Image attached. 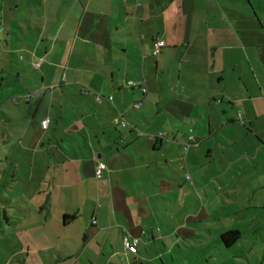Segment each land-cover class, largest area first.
Returning a JSON list of instances; mask_svg holds the SVG:
<instances>
[{
	"label": "crops",
	"instance_id": "obj_1",
	"mask_svg": "<svg viewBox=\"0 0 264 264\" xmlns=\"http://www.w3.org/2000/svg\"><path fill=\"white\" fill-rule=\"evenodd\" d=\"M261 12L264 0H0V23L9 26L0 32V135L7 141L0 143V181L12 208L42 217L45 228L50 220L68 250L48 260L43 251L53 246H40L32 263L77 264L86 254L90 263L103 255L144 264L157 258L152 247L170 251L198 237V222L218 204L210 213L202 191L192 190L198 210L178 224L177 209L162 219L153 200L179 194L189 163L206 176L203 157L214 151L230 156L215 168L218 180L228 177L224 202L239 200L238 184L253 182L242 197L255 206V190L264 189L263 74L248 72V93L237 94L241 56L264 72ZM158 40L165 44L154 54ZM203 107L208 113L200 116ZM220 132L230 141L207 153L203 140ZM194 151L203 157L190 159ZM99 162L106 166L100 178ZM193 173L186 174L205 192ZM30 200H38V212ZM78 221V234H67ZM126 234L138 239L137 252L125 247Z\"/></svg>",
	"mask_w": 264,
	"mask_h": 264
},
{
	"label": "rangeland",
	"instance_id": "obj_2",
	"mask_svg": "<svg viewBox=\"0 0 264 264\" xmlns=\"http://www.w3.org/2000/svg\"><path fill=\"white\" fill-rule=\"evenodd\" d=\"M238 5H242V3H239ZM250 3L246 1L244 3V6H249ZM242 8V7H241ZM263 10V9H262ZM264 14V12H261ZM5 25L8 26V24L0 23V32L4 31ZM240 25L243 27L244 24L241 19ZM6 31L9 30V26L5 28ZM21 31V30H20ZM5 33V31H4ZM21 35L24 36V34L21 32ZM12 40V39H11ZM14 44L16 43L15 39L12 41ZM261 45H257V49ZM259 50V49H258ZM240 61H245V72L243 73V81H240V90L238 89V97H241L242 92L244 95H247V88L245 86V81H248L247 74L249 72V76L254 77L253 71L256 70L257 74L262 73L264 76V72L262 70V66L258 63L259 61L256 60V64L249 68V64L246 63V60L243 56L240 57ZM162 75H164L162 73ZM160 82L162 83L163 80L160 79ZM232 83H236V75L232 79ZM162 89L163 85L161 84ZM162 92H166L165 89L162 90ZM163 104L160 106L161 112L166 116L167 113L165 110H163ZM243 109L242 105L240 107L241 111ZM208 109L203 107V109H200V116H204L208 113ZM204 114V115H203ZM235 115L237 113L235 112ZM238 117V115H237ZM169 121H172L171 119H168ZM241 120V119H240ZM200 121L202 123H207L208 118L206 120L203 117H200ZM253 128H256V126H253ZM141 129V128H140ZM144 129V128H143ZM143 130H138L139 133L142 134ZM151 136V134H150ZM4 135H0V143H7V136H5V141L3 142ZM222 139H225V134L220 132L219 135H213L209 136L207 139L205 138L203 143H205L204 147L206 151H210V145L213 146L214 149H217L216 145L217 143H224ZM230 137L227 135L225 139V143L229 142ZM216 146V147H215ZM193 148V146H192ZM221 149L223 147H220ZM187 149V148H186ZM207 151V153H208ZM188 151L184 150L183 159L187 156ZM211 156H207V158L201 156V152L198 151L195 153L190 154L189 158H195L197 155L198 158L203 157V161L206 160L207 164L210 165L208 168H204L203 170H206L205 174L206 176L202 177L201 174L197 173L196 169H193L190 167V164L185 167L187 170V174L193 173L194 176H197L198 174L201 175L200 177V183H204L205 186V192L203 186L199 185L194 186L193 182L190 178V175L187 176L186 173L183 171V176L189 177L188 182L186 185H182L181 188H177V193L179 194H173L170 196L169 202L164 201V197L161 198H155L153 202L156 204V210L158 211L159 217L164 219V217L168 218L167 210L174 211V208L177 209L175 214V220H177V223L184 224L187 218L189 217L187 214H189L192 211L198 210V201L194 198L192 195V190L198 189V191H202V196L205 197L204 201L209 206V212L210 211V205L213 207V205L218 204L217 206H214L213 211L215 214H212V216H208L206 220L198 222V228H201L199 231V236L196 238H190L189 242H185L184 240H181L180 246L172 247L167 251L165 248H158V247H152L155 251V258L154 261H146L144 264H264V189L263 186L258 187V191L255 190L254 193L256 199H258L255 202L254 207H250L249 203L250 201H247L242 197L245 196V188L246 190H249L253 186L252 183L248 184H238V186L243 187V190H239V200H234V202L230 205H227L222 199L223 194L225 192H220V188H222V185L227 183L228 177H226V180H218L215 175L216 167H219V171L222 169V161L228 160L230 156L228 153L224 151H214L211 153ZM4 159V157H3ZM0 160V162L5 160ZM212 160V162H210ZM1 164V163H0ZM179 169V167H178ZM177 170V168H176ZM218 171V170H217ZM255 175V173H253ZM231 173H228V176H230ZM257 175V173H256ZM248 175H241L239 178L244 180V178ZM11 178L8 179V182ZM185 181V179H183ZM254 182H256L254 180ZM7 182L3 183V180L0 181V264H36L33 262V256L34 252L37 254V249L40 246L44 245H52L53 247H48V249L43 251V254L47 256L48 260H51V255L55 256V253L57 254L58 251H68L67 246L64 249V246L62 245V241L58 238L59 232L55 231L54 225L49 220L48 225H43L42 217L39 221H36L37 214H32V216L28 213L26 215L23 214V210H20L19 207H13L12 208V197H9L11 194L10 192L6 191L5 184ZM224 183V184H223ZM193 185V186H192ZM229 185V183H228ZM231 185V184H230ZM10 186V184L8 185ZM7 186V187H8ZM245 187V188H244ZM84 187H81L80 192L82 193V190ZM5 191V193H3ZM253 192V190H252ZM250 192V195L252 194ZM204 193V195H203ZM200 196V195H199ZM226 196V194H224ZM168 198V197H167ZM166 199V198H165ZM16 201V200H13ZM254 201V200H253ZM22 202L26 205V202L22 200ZM32 204V208H34L37 212L39 211V202L38 200H30ZM247 203V204H245ZM260 203V204H259ZM12 205V206H11ZM173 206V208H172ZM247 207V208H246ZM17 210V214H14V212ZM11 214L12 217L11 221H15V223H9L8 219H6L5 214ZM171 216V215H170ZM22 219V221H21ZM172 219V217H171ZM32 221V222H30ZM86 224V218L83 216L79 220ZM76 222L73 224V229H69L67 234L71 235V233L78 234L79 227H81L83 224L80 222ZM32 224V225H31ZM167 227V226H166ZM236 228L240 229L242 231V237L235 242L234 244L227 246L225 242L223 241L221 235L223 232L227 231V229L230 228ZM76 228V229H75ZM46 233V234H45ZM62 233V232H60ZM66 236V234L64 233ZM85 235V234H84ZM45 236L47 239H45ZM82 237H80L81 239ZM70 242V241H69ZM200 245H199V244ZM77 245V244H76ZM30 246L31 251L28 254L26 247ZM105 252L107 251V248L103 247ZM97 250V246H92L87 254L90 255L94 251ZM161 250H164L165 252H161ZM164 254V255H163ZM81 261L77 264H140L135 262L134 260H125L120 258V256L114 257V260L112 262H108L109 260L107 256H93L91 257V261L93 263L88 262L86 260V254L85 256L82 255ZM78 259L80 258L77 257ZM174 258V259H173ZM39 264H45L42 262H38ZM49 264H56V263H49Z\"/></svg>",
	"mask_w": 264,
	"mask_h": 264
},
{
	"label": "built area",
	"instance_id": "obj_3",
	"mask_svg": "<svg viewBox=\"0 0 264 264\" xmlns=\"http://www.w3.org/2000/svg\"><path fill=\"white\" fill-rule=\"evenodd\" d=\"M164 44H165V42L163 40H158L155 43L153 53L158 54L161 51V48L164 46ZM143 90L146 91L147 90L146 87H144ZM110 98H113V97L111 96ZM48 123H49L48 118L42 120V127L46 128L48 126ZM125 124H126V122H123V125H125ZM157 137H159V135H155V134L151 135V138H153V139H155ZM105 167L106 166L103 162L98 163V165L96 167V171H95V175L98 178L102 177L103 170L105 169ZM137 242H138V239L133 237L131 234H126L124 236V245L131 252H137Z\"/></svg>",
	"mask_w": 264,
	"mask_h": 264
},
{
	"label": "trees",
	"instance_id": "obj_4",
	"mask_svg": "<svg viewBox=\"0 0 264 264\" xmlns=\"http://www.w3.org/2000/svg\"><path fill=\"white\" fill-rule=\"evenodd\" d=\"M123 122H126V124L123 125ZM121 124H122V126H127L128 122L125 119H123L121 121ZM48 125H49V123H48ZM46 128H44V129H46ZM65 217H70V216L66 215ZM221 237H222L223 241L225 242V244L227 246H230V245L234 244L236 241H238L242 237V231L240 229L228 230V231H225L224 233H222ZM137 250H138V248H137Z\"/></svg>",
	"mask_w": 264,
	"mask_h": 264
}]
</instances>
